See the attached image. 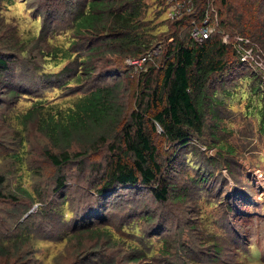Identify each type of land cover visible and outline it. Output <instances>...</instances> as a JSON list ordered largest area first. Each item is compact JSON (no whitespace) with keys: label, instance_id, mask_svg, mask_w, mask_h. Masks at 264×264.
Wrapping results in <instances>:
<instances>
[{"label":"rangeland","instance_id":"1","mask_svg":"<svg viewBox=\"0 0 264 264\" xmlns=\"http://www.w3.org/2000/svg\"><path fill=\"white\" fill-rule=\"evenodd\" d=\"M145 1L148 7L143 17L152 20L150 24L161 35L157 46L147 54L146 67L148 61L160 62L173 39L168 36L173 30L166 22L169 11H160L157 0ZM45 2L47 6L48 2L54 5L48 15L42 11ZM71 3H1L0 27L9 31L8 38L21 39L30 49L25 67L15 64L3 78L32 92H21L14 101L7 97L4 83L0 84V174L7 177L0 190V233L14 236L21 231L22 223L34 216L23 225L27 235H31L25 250L14 257L11 252L0 254V264H84L83 258L94 247H100L99 257L112 264H133L125 260L132 257L131 253L140 257L135 264H264V130L260 115L252 110L259 98H264V66L260 56L264 50L259 42L241 34H236V38L246 41L249 57L255 55L256 61L249 60V68L241 72L236 69L230 75L226 88L233 93L218 107L220 128L214 126L217 119L209 116L208 123L219 131L215 133L217 138L206 131L207 135L195 138L188 149L175 151V146L157 137L162 182L174 185L178 196L161 201L146 186L117 188L104 212L114 243L78 233L81 228L78 223L74 227V222L84 214V206L94 213L98 209L97 190L91 185L96 177L89 176L86 164L84 169L71 165L65 169L66 184L59 189L61 184L54 178L57 168L44 153L47 140L36 119L24 117L35 105L72 107L74 99L94 86L90 80L76 82L72 76L79 68L72 58L79 52L78 45L71 46L73 56L59 61L42 56L34 43L33 37L43 28L58 31L56 38L41 44L46 51L71 45L70 34L65 33L69 21L63 17H68ZM224 39L229 41L230 37ZM131 58L108 67L109 70L121 66V77L130 75L128 78L133 81L126 92L130 98L129 92L136 90L144 68ZM128 66L130 73L126 71ZM251 68L261 74L260 82L249 75ZM236 83L239 88L233 90ZM125 87H129L128 81ZM253 87H259L258 91L254 92ZM224 144L232 148L223 150ZM98 159L106 162L104 156ZM83 218L89 221L86 216ZM95 221L97 218L88 224ZM75 235H82V245ZM90 261L87 259V264Z\"/></svg>","mask_w":264,"mask_h":264},{"label":"trees","instance_id":"2","mask_svg":"<svg viewBox=\"0 0 264 264\" xmlns=\"http://www.w3.org/2000/svg\"><path fill=\"white\" fill-rule=\"evenodd\" d=\"M3 1L13 0H0V13ZM66 1L72 2V6L68 5V17L63 15L69 21L65 33L69 32L71 45L66 49L61 46L46 51L41 44L56 38L58 31L43 28L33 37L34 43L42 56L55 57L59 61L73 56L71 46L78 45L79 52L72 58L77 60L79 68L72 76L76 82L90 80L94 86L74 99L72 107L35 105L24 117L36 119L47 140L43 150L57 168L54 178L61 184L59 189L65 186V169L71 165L83 168L86 164L89 176L96 177L91 185L98 194L95 199L97 212L84 206V214L76 218L74 227L78 223L79 234L92 235L113 244V233L108 229L104 212L108 207L106 202L117 188L146 186L161 201L178 196L174 185L162 182L163 164L159 160L157 137L175 146V151L188 149L195 138L207 135L206 131L214 133L212 137L217 138L215 133L219 131L211 127L208 118L214 116L217 119L214 126L220 128L218 107L223 106L225 98L233 93L226 88L230 75L236 69L241 72L245 67L249 68V60L255 62L251 58L243 59V52L248 50L245 48L247 43L237 39L236 34L259 42L264 50V0H193L191 11H186L178 19L168 17L166 22L173 30L168 36L173 39L167 44L159 63L148 61L146 67L144 65L136 90L132 94L129 92L131 98L126 95L129 82L133 81L130 75L121 77L118 73L121 66L109 70L108 67L125 62L128 57L147 56L157 46L161 35L155 32L156 26L150 24L152 20L143 17L148 7L146 1ZM46 3L42 11L48 15L54 5L48 2L47 6ZM156 6L160 11H168L166 0H157ZM207 13L212 16L217 29L209 38L199 42L191 32L195 24H203ZM8 33L7 29L0 27V77L3 79L0 84L4 83L7 97L16 101L21 92L31 93L32 90L18 88L3 77L15 64L25 67V56L30 54V49L21 39L8 38ZM225 35L230 37L229 41L224 39ZM260 56L264 66V52ZM127 69L130 73L129 66ZM250 70L249 75L260 82L261 74L253 68ZM127 81L129 87H125ZM235 88H239L237 83L233 90ZM258 88L253 87L254 92ZM252 110L260 115L261 130H264L263 97ZM231 148L224 144L223 150ZM102 156L106 158L105 163L98 159ZM6 178L5 174H0V190ZM42 212L49 215L44 210ZM33 216L30 215L27 221ZM84 216L89 221L86 222ZM95 218L94 224H88ZM27 221L14 236L0 233V254L5 256L11 252L14 257L25 250L31 240L23 226ZM75 238L82 245V235H75ZM99 248L94 247L82 263L94 258L90 264H112L99 257ZM133 254L125 260L135 264L140 257Z\"/></svg>","mask_w":264,"mask_h":264},{"label":"built area","instance_id":"3","mask_svg":"<svg viewBox=\"0 0 264 264\" xmlns=\"http://www.w3.org/2000/svg\"><path fill=\"white\" fill-rule=\"evenodd\" d=\"M166 3L168 4V11L170 18L172 19H178L183 16V14L186 11H191L193 8V0H166ZM216 18H218V15H216ZM217 29V25H214L212 23V16L207 13L205 20L203 24H195L193 29H192V36L196 41L202 42L205 39L209 38L213 32ZM225 35L224 37H226ZM241 49V48H240ZM250 54L248 51L243 52V59H249ZM131 58V57H129ZM128 59V58H127ZM133 60V63L135 61V64H145V62L148 60V55L139 57V58H131ZM251 59L256 61L254 58V55L251 56ZM131 62V60H130ZM259 64L261 65V62L259 61ZM262 66V65H261Z\"/></svg>","mask_w":264,"mask_h":264}]
</instances>
